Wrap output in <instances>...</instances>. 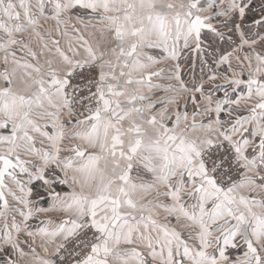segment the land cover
Returning a JSON list of instances; mask_svg holds the SVG:
<instances>
[{
    "label": "snow or ice",
    "instance_id": "1",
    "mask_svg": "<svg viewBox=\"0 0 264 264\" xmlns=\"http://www.w3.org/2000/svg\"><path fill=\"white\" fill-rule=\"evenodd\" d=\"M0 264H264V0H0Z\"/></svg>",
    "mask_w": 264,
    "mask_h": 264
}]
</instances>
